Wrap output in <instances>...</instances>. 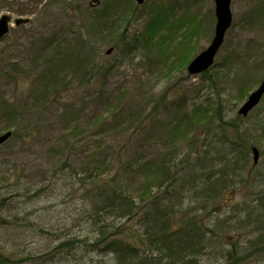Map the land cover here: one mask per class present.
<instances>
[{
	"label": "rangeland",
	"instance_id": "rangeland-1",
	"mask_svg": "<svg viewBox=\"0 0 264 264\" xmlns=\"http://www.w3.org/2000/svg\"><path fill=\"white\" fill-rule=\"evenodd\" d=\"M104 1L0 0V17L9 15L13 19L9 34L0 42V103L14 98L19 109L15 120L0 111V135L12 132V136L0 147V204L3 201L5 206L0 208L1 252L9 255L19 253L20 257L48 253L60 242L72 238V235H85L91 230L90 226H84L83 231L78 230L80 214L88 205L79 190V179L74 173L66 172L59 176L56 171L65 159L70 160V165L78 173L93 166V163L90 164L93 159L101 160L99 156L93 157L95 146L85 151L81 148L83 145L89 146L90 141H96L89 137L91 120L107 115L109 109L98 99L95 88H86L83 71L70 68L60 75L68 76L67 92H63L61 98L52 95V92L45 96L46 75L54 70L57 61L53 55L42 52L41 47L45 38L53 37L61 43L60 53H67L71 59L75 58L83 65L90 63L93 49L76 40L79 36L83 37L82 41L86 40L89 35L87 28L80 26L77 14L90 7L99 9ZM154 1L158 3L160 0H144L142 4L134 0L129 13L133 14L136 10V18H142V24L146 27L152 18L146 19L145 16L150 13ZM163 1L173 8L177 17L184 16L182 20L197 16L202 22V29L196 33L190 29L191 40L187 37L186 43H191L193 48L182 57H190L192 51H195L194 55H199L208 48L217 23L214 0H191L189 4V0ZM123 6L122 2L120 9ZM231 9L233 24L213 68L205 74L190 75L187 71L189 64L183 65L181 57L177 59L174 55L170 60L167 56L168 50L176 47L185 55V45L181 47L183 50L177 45L185 31L177 34V40L172 44L169 40L164 42L162 51H166L168 65L152 63L147 68L142 66L147 60L144 52L138 51L124 57L116 47L112 48L105 61L111 69L104 86L108 101L116 104L122 100L120 105L125 110L122 116L124 120L127 112L142 108L149 125L148 133L143 137L133 138L132 129H127L126 124L119 129L120 135L116 136V141L122 146V152L118 158L111 149L108 150L106 158L110 166L117 168L120 163L138 165L145 162L155 165L162 154L166 131L175 125H178L180 150L183 152L189 149L186 139L196 136L201 138L200 146H215L217 152L228 157H231L230 151L234 148L229 144L233 142L238 148L255 147L259 151L258 163H254L250 151L248 165L240 173V178H236L234 185L226 189L214 208L206 206L217 209L209 220H205L207 227L212 229H215L212 226L217 218L237 222L236 209H243L245 205L262 209L264 205L261 200L264 198V98L248 117L238 115L240 107L264 79V0H231ZM16 19L23 20V23L16 25ZM187 28L185 24L183 29ZM101 36L99 41L92 39L95 49L104 39ZM111 47L100 46L104 53ZM11 68L16 73V84L4 77V74L11 72ZM94 85L96 83L91 86ZM204 101V108L211 103L221 120L232 123L229 143L220 142L222 131L219 120L211 126L205 125L204 116L199 127L190 126V120L194 119V107ZM203 106L200 107L202 111ZM102 149L99 148L103 154ZM111 171L110 174H113L114 169ZM143 180L144 174L139 178L128 174L122 177L120 186L124 191L135 194ZM246 180L249 185L241 183ZM39 190L44 191L37 197L33 196ZM186 196L187 193L175 197L177 209H193L188 217H192L193 213L203 217L201 210H194L201 205L190 203ZM186 217L181 212L174 215L175 221ZM108 221L116 227L125 224L124 220ZM136 224L138 226L135 228L145 229L143 222ZM66 229L71 230L65 232ZM219 230L216 228V231ZM258 235L259 232H256L247 237L255 239ZM240 243L244 244L245 241L241 240ZM79 247L70 256L55 253L44 264H97L98 259H103V255L92 251L79 263L85 251H91L90 245ZM217 249L214 247L213 250ZM152 255L155 256L154 253ZM218 255L217 260L214 257L203 258L201 264H224ZM262 255L243 264H264V253ZM104 258H110V255ZM106 264H113V261L107 260Z\"/></svg>",
	"mask_w": 264,
	"mask_h": 264
},
{
	"label": "trees",
	"instance_id": "trees-1",
	"mask_svg": "<svg viewBox=\"0 0 264 264\" xmlns=\"http://www.w3.org/2000/svg\"><path fill=\"white\" fill-rule=\"evenodd\" d=\"M122 2L124 6L120 9ZM156 3L157 1H154L150 13L145 16L146 19L152 18L146 27L143 25L144 23L142 24V18H136L135 9L133 14L129 13L133 9L134 0H105L99 9L90 7L84 12H79L77 14L78 22L80 26L87 28L89 35L86 40L82 41V36L76 40L80 41L81 45L85 43V46L93 49V57L86 65L75 58L71 59L72 57L67 53L64 55L60 53L61 43L56 42L53 37L43 40L44 45H42L41 51L47 55H53L57 61L54 70L46 75L45 96L52 92V95L61 98L63 92H67L68 76L60 77V75L70 68L75 71H83L86 88H95L98 99L103 101L109 109L107 115L104 114L91 120L93 123H91L92 128L89 129V137L96 141H90L89 146L83 145L81 148L82 151H85L87 148L95 146L93 157L99 156L101 160L94 161L93 159V162L90 163H93V166L78 173L70 165V160L65 159L56 171L59 176L66 172L74 173V176L79 179V190L88 205L80 214L78 230L83 231L84 226H90L91 230L85 235L78 234L79 231H77L78 235H72V238L60 242L48 253L20 257L19 253L9 255L0 251V264H44L50 260L49 258L53 254L70 256L73 252H77L81 248L79 246L83 244L90 245L91 251H85V254L78 260L79 263L83 262L86 254L92 251L103 255V259H98L95 262L97 264H106L107 260L113 261V264H201L203 258L206 257H214L217 260V253H219V260L224 264H243L249 259L263 256L264 205L262 209L260 207L252 209L251 205H245L243 209H236L237 222L235 223L230 219L222 221L215 218L217 221L214 220L212 226L215 229L207 227L205 223V220H209L212 213L217 210L208 209L206 206L210 205L211 208H214L223 198L226 189L234 185L236 178H240V173L249 162V154L252 151L250 147L238 148L235 142L230 143L229 145H234V148L230 151L231 157H228L217 152L215 146L214 148H208L206 145L200 146L201 138L196 136L186 139L189 149L183 152L180 150L178 125H175L169 129L170 131H166L167 137L163 142L162 154L158 157L155 165L153 162L139 163L138 165L120 163L115 168L107 163L106 157L109 149L112 150V154L115 153L120 158L122 146H119L120 143L116 141V136L120 135L119 129L123 125L126 124L125 127L129 130L132 129L131 136L133 138L145 136L149 128L142 108L139 107L140 110L134 112H127V117L124 120L123 112L125 110L120 105L122 100L116 104H111L108 101L109 98L104 92V86L111 70L105 62L108 51L116 47L120 49L124 57H130L138 51L144 52L143 56L147 60L142 66L147 68H150L152 63L154 65L170 64L167 62V56L170 60L174 55L177 59L181 57L183 65L189 64L196 56L193 53L195 51H192L190 57H182L186 56V52H190L193 48L191 43H186L187 37L191 40L190 29L196 33L202 29V22L198 20L197 16L182 20L184 16L177 17L173 8L167 6L163 0ZM185 24L188 26L186 30L183 29ZM131 27H133L132 30ZM173 31L175 32L171 35ZM181 31H185V35H182L183 38L177 45L180 48L185 45V55L176 47L169 49L166 56V51H162L164 42L169 40L172 44L177 40V34L184 33ZM101 35L104 36V39L95 49L92 39L99 41ZM97 36L99 38H96ZM102 45H112L113 47L104 53L100 48ZM66 52L68 51L66 50ZM150 57L154 59H150ZM15 75L16 73L11 68V72L4 74V77L16 84L18 81ZM94 83L96 85L91 86ZM204 104L205 101L199 102L194 107V119L190 120V126L199 127L204 116L205 125L210 124L209 126H211L214 121L219 120L222 131L220 142L229 143L232 135L229 132L232 129V123L229 124L221 120V117L217 116V112L211 107V103L206 108H204ZM202 106L203 111L200 108ZM18 110L14 98L0 103L1 113H4L9 119L15 120ZM122 131L124 129L120 132ZM76 134L79 132L76 131ZM13 136L16 135L13 134ZM130 141L131 139H129ZM99 148H103V154ZM112 169L114 172L110 174ZM128 174L136 178L144 174V180L135 194L124 191L120 186L122 177ZM241 183L249 185L248 180ZM43 191L39 190L33 196L37 197ZM185 193H187L186 197L190 203L201 205L200 208L194 210H201L203 217L195 216L194 213L192 217H188L189 214H192L191 210L193 209L189 211L177 209L175 197ZM261 200L264 203V198ZM0 208H5L3 201ZM180 212L187 217L181 221H175L174 215L176 216ZM259 212H261L260 215ZM109 219L124 220L125 224L116 227L108 221ZM140 221L145 224V229L135 228L138 226L136 223H140ZM216 228L220 230L216 231ZM69 230L71 229H66L65 232ZM256 232H259L257 238L247 237ZM241 240L245 243L241 244ZM214 247L218 249L213 250ZM150 253L151 255H148ZM109 255L110 258H104Z\"/></svg>",
	"mask_w": 264,
	"mask_h": 264
},
{
	"label": "water",
	"instance_id": "water-1",
	"mask_svg": "<svg viewBox=\"0 0 264 264\" xmlns=\"http://www.w3.org/2000/svg\"><path fill=\"white\" fill-rule=\"evenodd\" d=\"M142 3L143 0H137ZM215 13L217 18V24L215 29V36L209 45L202 53H200L188 66V72L191 75H199L210 70L215 64V58L224 44L226 34L231 28L233 23V14L231 10V0H214ZM12 18L9 15H3L0 18V42L10 32V23ZM23 23V20H17L16 24ZM112 52V49L108 51V54ZM264 97V80L260 86L251 93L247 101L239 110V115L246 117L254 108H256L262 98ZM12 136V132H6L0 135V147ZM254 161L258 162L259 151L254 148Z\"/></svg>",
	"mask_w": 264,
	"mask_h": 264
},
{
	"label": "bare ground",
	"instance_id": "bare-ground-1",
	"mask_svg": "<svg viewBox=\"0 0 264 264\" xmlns=\"http://www.w3.org/2000/svg\"><path fill=\"white\" fill-rule=\"evenodd\" d=\"M42 262V261H41ZM43 263V262H42ZM86 264V263H85Z\"/></svg>",
	"mask_w": 264,
	"mask_h": 264
}]
</instances>
